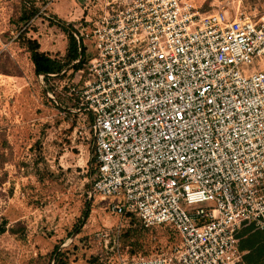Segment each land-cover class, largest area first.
Here are the masks:
<instances>
[{"label":"built area","instance_id":"built-area-1","mask_svg":"<svg viewBox=\"0 0 264 264\" xmlns=\"http://www.w3.org/2000/svg\"><path fill=\"white\" fill-rule=\"evenodd\" d=\"M243 1L87 0L72 24L94 48L69 87L93 135L88 195L180 237L120 264H244L240 229L264 231V14Z\"/></svg>","mask_w":264,"mask_h":264},{"label":"rangeland","instance_id":"rangeland-1","mask_svg":"<svg viewBox=\"0 0 264 264\" xmlns=\"http://www.w3.org/2000/svg\"><path fill=\"white\" fill-rule=\"evenodd\" d=\"M86 1L34 0L38 10L24 23L27 0H0V264H53L55 246L58 264H120L170 255L180 243L169 226L145 227L134 216L113 213L108 204L117 197L88 195L93 135L69 94L70 86L82 85L86 62L48 80L34 73L27 40L64 59L67 34L56 21L80 22ZM227 3L196 0L209 10ZM242 9L263 15L264 0H244ZM84 47L94 52L90 42Z\"/></svg>","mask_w":264,"mask_h":264},{"label":"trees","instance_id":"trees-1","mask_svg":"<svg viewBox=\"0 0 264 264\" xmlns=\"http://www.w3.org/2000/svg\"><path fill=\"white\" fill-rule=\"evenodd\" d=\"M26 10L27 13L22 18L24 23L36 14L38 10L34 0H27ZM56 23L67 34V46L64 59L51 57L47 53L40 51L36 39L27 40V47L30 52L34 73L36 75H41L43 80H48L50 77L58 75L68 65L74 69H79L89 58V54L85 53V47L75 39L72 26L60 22L59 20H57ZM76 60H78V62H75ZM89 212L90 207L87 206L83 211V217L85 219ZM124 215L136 217L131 213H126ZM0 231H4L3 226H0ZM238 243L240 250L246 251L243 255L244 264H264V231L254 229L251 225L242 226L238 233ZM59 254L58 246H55L49 254L50 259L53 260V264H58V261H60L58 257Z\"/></svg>","mask_w":264,"mask_h":264}]
</instances>
